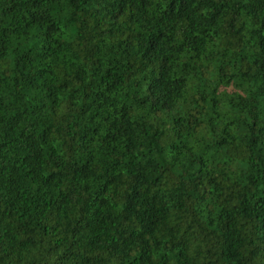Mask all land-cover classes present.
I'll use <instances>...</instances> for the list:
<instances>
[{"label":"trees","instance_id":"16d2710c","mask_svg":"<svg viewBox=\"0 0 264 264\" xmlns=\"http://www.w3.org/2000/svg\"><path fill=\"white\" fill-rule=\"evenodd\" d=\"M0 264H264V0H0Z\"/></svg>","mask_w":264,"mask_h":264}]
</instances>
